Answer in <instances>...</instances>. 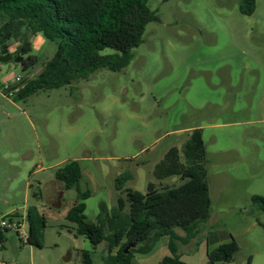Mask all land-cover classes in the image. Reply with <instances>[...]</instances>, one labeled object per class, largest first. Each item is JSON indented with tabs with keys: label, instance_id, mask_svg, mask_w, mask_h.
Listing matches in <instances>:
<instances>
[{
	"label": "rangeland",
	"instance_id": "obj_1",
	"mask_svg": "<svg viewBox=\"0 0 264 264\" xmlns=\"http://www.w3.org/2000/svg\"><path fill=\"white\" fill-rule=\"evenodd\" d=\"M241 1L149 0L159 21L147 25L125 69H103L26 101H14L0 89V215L21 208L29 185L37 190L41 183L42 199L36 200L31 189L29 195L31 204L51 208L40 252L48 262L80 264L77 253L69 259L71 249L80 250L83 243L90 249L85 238L68 235L63 215L77 192L61 194L58 168L79 161L86 177L81 190L92 193L85 214L95 222L102 202L111 211L119 197L126 198L115 187L120 174L131 173L126 188L145 194L156 182L150 173L154 160L170 146L181 152L190 137L185 131L201 128L211 216L180 248L181 260L207 264V243L218 235L221 242L230 236L239 242L232 264H264V211L252 202L255 195L264 197V0H255L249 16L241 13ZM35 38L36 64H0L1 85L37 76L53 57L56 44L42 35ZM8 235L17 239L14 232ZM168 239L161 238L147 254H136L133 264H160ZM106 250V245L98 248L93 264H104Z\"/></svg>",
	"mask_w": 264,
	"mask_h": 264
},
{
	"label": "trees",
	"instance_id": "obj_2",
	"mask_svg": "<svg viewBox=\"0 0 264 264\" xmlns=\"http://www.w3.org/2000/svg\"><path fill=\"white\" fill-rule=\"evenodd\" d=\"M168 2L170 0H160ZM149 0H0V64L6 56L14 59L22 56L23 65L36 64L33 38L42 35L56 44L53 57L43 64L35 77H21V81L9 88L0 85L14 101H26L46 90H59L76 80H87L94 73L107 69L119 72L131 63L133 50L143 43L147 25L159 21L157 11L148 6ZM255 0H242L240 11L252 15ZM16 45V51L11 48ZM106 49L113 52L103 54ZM10 96L12 91L17 90ZM153 176L158 183L150 182L145 194L126 188L133 178L129 172L115 179V187L126 198H118L116 209L109 210L100 204L96 222L88 220L86 201L90 191H81L79 184L82 171L79 161L73 160L58 168L56 181L64 191L76 189L77 198L66 220L75 235L84 237L92 245V251H82V264H93V255L100 246L106 245L104 264H133L136 254H147L161 238H169V255L160 264H186L181 260L179 247L188 245L200 233L201 225L211 216V194L207 169V152L203 129H195L180 152L172 147L159 164ZM169 178L179 180L178 185L163 186ZM32 195L41 200L39 187ZM253 204L264 211V197L255 195ZM19 218L18 213L6 215ZM27 243L36 248L44 245L47 222L36 207H30L26 215ZM180 229L184 235H180ZM5 232H9L6 230ZM4 232H2L1 240ZM223 241V240H221ZM141 243L125 253L127 247ZM211 244V241L208 242ZM240 250L236 239L222 242L207 252V264H231Z\"/></svg>",
	"mask_w": 264,
	"mask_h": 264
},
{
	"label": "crops",
	"instance_id": "obj_3",
	"mask_svg": "<svg viewBox=\"0 0 264 264\" xmlns=\"http://www.w3.org/2000/svg\"><path fill=\"white\" fill-rule=\"evenodd\" d=\"M41 36V35H40ZM40 36H36V38H40ZM35 38V39H36ZM34 44V42H33ZM195 129H201V128H192V129H189L187 131H185L186 133H189L191 134L193 130ZM174 146H170L168 149H167V152L169 151L170 148H172ZM166 152V153H167ZM166 153L164 154V156L166 155ZM164 157H162L161 159L159 160H154V167L152 168V170L150 171L151 175L153 174V171L155 169V166L157 164L160 163V161L163 159ZM147 162H143L142 164H146ZM82 171V169H81ZM86 177H85V174L83 173L82 171V179H81V182L82 180H84ZM172 179V180H170ZM156 181V180H155ZM170 181H173V178H169V179H166L162 182V185L163 186H166V185H169V186H172L169 184ZM57 182V181H55ZM80 182V184H81ZM153 182V181H151ZM155 183H158L157 181ZM59 184V183H58ZM79 184V187L81 189V186ZM209 185H210V181H209ZM33 186V184H30L29 185V189L27 190V192L25 193V199H24V204L21 208L19 209H10V210H6L7 212L5 213H2L0 215V218L6 216V215H9V214H13V213H18L19 216H22V217H26L27 215V212H28V209L30 207H36L39 214L40 215H43L45 217V219H47L48 215H49V211L51 210L50 208V205H45V204H36V203H30V195H29V190L31 189V187ZM42 186V184L40 183L39 184V188ZM60 188L61 185L59 184ZM72 190V189H71ZM76 190V189H75ZM82 191V190H81ZM77 192V191H76ZM86 192V191H85ZM65 191L63 190V192L61 193L62 195H64ZM210 193H211V185H210ZM92 195V193H91ZM74 203V202H73ZM62 206V203H58V205L54 206V207H61ZM71 208V207H70ZM87 209V208H86ZM52 212H54L52 210ZM66 214L63 215V218L66 219ZM97 220V219H96ZM47 221V220H46ZM96 222V221H95ZM71 225L69 224L68 226H66L67 230H68V235L71 236L72 238H78V237H81V236H77L75 235V232H73V230H71ZM28 228V227H27ZM46 230V229H45ZM9 232H5L4 235H3V245H0V264H55V263H50L48 262V260L46 258H44L43 254L40 253L42 250L45 249L44 245L42 248H36L32 245H29L27 242H24L21 238H19V236L16 234V240H13L9 237L8 235ZM181 235V234H180ZM44 238H45V232H44ZM84 238V237H82ZM168 238V237H167ZM87 240V239H86ZM88 241V240H87ZM89 242V241H88ZM90 243V242H89ZM239 243V242H238ZM220 244H222L221 242V238L218 236V235H215L213 237V239L211 240V244L207 243V247H208V250L209 249H215L217 248ZM167 245H169V239L167 241ZM213 245V246H212ZM83 247L82 249L80 250H76L75 248H72L71 251H70V254H69V259H71L73 257L74 254L77 253V255L80 257V264H82V251H92V245L90 244V249L86 248V245L85 243H83ZM185 247V245H181L179 247V250L180 248H183ZM154 249V248H153ZM207 250V252H208ZM38 252V254H36ZM169 255V248H168V254L166 256ZM232 264V263H231Z\"/></svg>",
	"mask_w": 264,
	"mask_h": 264
},
{
	"label": "built area",
	"instance_id": "obj_4",
	"mask_svg": "<svg viewBox=\"0 0 264 264\" xmlns=\"http://www.w3.org/2000/svg\"><path fill=\"white\" fill-rule=\"evenodd\" d=\"M21 81V77H16L12 81L8 80L6 83H4L5 88H9L10 86L19 83ZM1 85V80H0ZM18 91H12L10 93V96L14 95ZM8 230L9 232H14L21 238L24 242H27L28 240V228L26 223V217L19 218H7V216H4L0 219V238L2 235V232L5 233V231ZM0 245H3V240L0 239Z\"/></svg>",
	"mask_w": 264,
	"mask_h": 264
},
{
	"label": "water",
	"instance_id": "obj_5",
	"mask_svg": "<svg viewBox=\"0 0 264 264\" xmlns=\"http://www.w3.org/2000/svg\"><path fill=\"white\" fill-rule=\"evenodd\" d=\"M24 57L22 56H19L17 58H13L12 56H6L2 59L3 62L7 63V62H10V61H14L15 64H21L22 61H23ZM1 89V87H0ZM141 243H134V244H131L127 247V249L125 250V253L128 254L130 252L131 249H136L140 246Z\"/></svg>",
	"mask_w": 264,
	"mask_h": 264
}]
</instances>
